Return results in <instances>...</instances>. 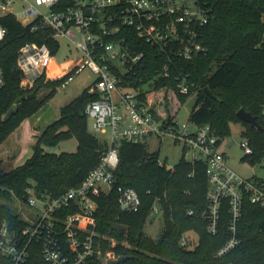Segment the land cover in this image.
<instances>
[{
	"label": "trees",
	"instance_id": "obj_1",
	"mask_svg": "<svg viewBox=\"0 0 264 264\" xmlns=\"http://www.w3.org/2000/svg\"><path fill=\"white\" fill-rule=\"evenodd\" d=\"M203 1L210 8V20L202 30L208 54L181 62L196 87L189 94H182L172 79L155 78L150 82L159 89L155 110L168 114L169 119L175 118L181 103L196 94L190 120L210 123L220 143L230 133L232 123H241V134L253 149L245 157L252 164L259 163L264 158V0ZM0 21L7 28V35L0 42V68L5 76V85L0 90L1 145L24 119L44 106L73 73L54 79L42 75L34 89L25 90L21 86L23 72L17 62L20 48L30 42L45 43L55 55L60 48L59 39L54 37L53 29L38 18L23 24L14 15L7 14ZM163 62L164 58L150 56L149 65L142 71L149 72L148 78L142 82L138 77L131 78L133 86L141 87L154 79L156 69ZM205 87H209L212 95ZM44 88L45 93L39 95ZM88 89L87 86L62 106L60 116L35 135L32 155L23 164L6 171L0 161V220H7L12 229L22 230L29 221L13 210L10 201L26 202L30 187L38 196L58 197L79 185L100 163L107 141L89 131L85 108L98 95ZM13 106L10 118L4 121V115ZM240 108L251 112L259 127L243 121L237 113ZM72 137L77 140L74 151L57 153L44 148V145H56ZM119 157L113 187L95 196L98 203L95 243L102 255H95L83 264H101L108 251L115 252L116 256H132L120 264H264V206L251 202L249 197L244 199L238 223L241 242L226 254L217 255L218 249L231 237L229 211L224 205L218 232L210 233L205 217L209 186L202 159L192 161L183 155L169 167L165 162L160 163L159 153L150 152L144 142L125 139L120 142ZM119 187L137 191L141 201L137 211L122 209L118 202ZM156 203L164 226L155 239L146 234L143 226ZM75 210L64 209L61 216ZM183 235L187 238L185 245L181 244ZM25 264H50L35 240L29 244Z\"/></svg>",
	"mask_w": 264,
	"mask_h": 264
},
{
	"label": "built area",
	"instance_id": "obj_2",
	"mask_svg": "<svg viewBox=\"0 0 264 264\" xmlns=\"http://www.w3.org/2000/svg\"><path fill=\"white\" fill-rule=\"evenodd\" d=\"M0 0V18L14 15L23 24L40 19L54 31V37H64L81 53V57L66 73L73 75L63 82L65 86L75 74L89 68L95 80L88 91L98 98L89 102L85 113L94 132L107 133L110 138L100 163L91 169L84 180L58 197L38 196L28 188L26 204L35 209L29 224L22 230L12 229L7 220H0V264H25L31 241L40 243L44 259L50 264H83L95 255H102L95 243V196L108 192L115 182L119 164V146L122 139L144 142L149 136H171L182 145L189 160L202 159L206 164L208 180L205 217L208 231L218 232L223 206L229 211L231 237L220 247L221 256L237 246L238 223L241 220L245 197L264 206V180L243 177L227 162L221 149L216 129L210 124L193 121L180 123L168 114L155 110L159 89L150 84L157 77L172 79L179 93L189 94L196 87L182 61H191L198 55H207L202 30L210 20V8L203 0ZM22 6L26 19L20 20L13 11ZM43 7V9L41 8ZM7 28L0 21V42ZM154 54V55H152ZM151 57L164 58L156 69L154 79L143 86H133L131 78H148ZM54 55L47 44L26 43L19 50L18 66L23 72L22 85L32 86L45 75ZM64 74V75H66ZM62 75V76H64ZM54 78H60L54 75ZM129 78V79H127ZM5 76L0 68V90ZM142 94H144L142 96ZM145 143V142H144ZM246 154L253 149L247 139L241 141ZM164 161H160L163 163ZM118 202L126 210L137 211L141 201L137 191L119 187ZM41 200L43 206H38ZM76 209L61 216L64 209ZM156 211V209H153ZM187 238H181L185 245ZM109 257L105 254V264Z\"/></svg>",
	"mask_w": 264,
	"mask_h": 264
},
{
	"label": "rangeland",
	"instance_id": "obj_3",
	"mask_svg": "<svg viewBox=\"0 0 264 264\" xmlns=\"http://www.w3.org/2000/svg\"><path fill=\"white\" fill-rule=\"evenodd\" d=\"M34 3V0H28ZM28 2V4H29ZM43 9V7H41ZM22 6H15V11L20 20L26 19V15L22 13ZM60 48L54 55V60H51L49 64V75L59 73L60 69H67L69 65L73 64L80 59L81 53L64 37H59ZM96 75L89 69L85 68L78 74H75L73 78L63 87H59L56 94L41 107L40 112L36 113L33 117L26 119L33 120L34 124L40 126L39 130H43L47 125L55 121L60 116V109L67 104L74 97L79 95L89 84L95 80ZM47 79V78H46ZM21 86L25 90H32L36 86L34 83L32 86ZM46 88L41 89L39 95L45 93ZM196 94L189 95L177 112L175 119L180 123L190 121L191 110L195 104ZM24 119L8 136V138L0 145V161L4 170L8 171L12 168L23 164L28 157L32 155L33 145L35 143V135H33V126L31 122L25 124ZM38 120V121H37ZM91 120L88 119L89 131L95 133L101 140L109 141L110 128L107 133L94 132L91 126ZM242 125L239 122H234L230 126V133L221 140V148L226 152L228 164L240 175L244 177H257L264 180V158L261 162L252 164L248 158L245 157V150L241 146V141L245 138L241 134ZM150 152H158L160 161H164L167 166L173 167L179 159L185 155V151L181 144L176 143L175 140L169 136H149L144 140ZM46 151L50 152H62V151H74L77 148V140L72 137L64 139L56 145H44ZM12 152H14L12 154ZM15 154V155H14ZM190 153H186V157H189ZM9 204L13 210L19 213L23 218L29 219L35 209L28 207L26 202L19 199L10 201ZM38 206H43V202L38 200ZM154 209L147 217L144 223V231L152 238H158L163 230L164 219L159 205L156 203ZM113 244L115 240H111ZM111 255L116 256L115 252L108 251Z\"/></svg>",
	"mask_w": 264,
	"mask_h": 264
},
{
	"label": "water",
	"instance_id": "obj_4",
	"mask_svg": "<svg viewBox=\"0 0 264 264\" xmlns=\"http://www.w3.org/2000/svg\"><path fill=\"white\" fill-rule=\"evenodd\" d=\"M205 91H206L208 94L212 95V92H211V90L209 89V87H205ZM13 111H14V106L11 107V108L8 110V112L4 115V118H3L4 121H7V120L10 118V116H11V114H12ZM237 113H238V116H239L243 121L250 123L252 126H257V127H259V123H258V121H257V118H256L254 115H252L251 112L247 111V110L244 109V108H240V109L238 110ZM121 207H122V209H126V207H125L124 205L121 206ZM131 257H132L131 255H125V254H123V255H118V256H115V257H109V258L106 260V263H105V264H120V263L124 262L125 260L130 259Z\"/></svg>",
	"mask_w": 264,
	"mask_h": 264
},
{
	"label": "crops",
	"instance_id": "obj_5",
	"mask_svg": "<svg viewBox=\"0 0 264 264\" xmlns=\"http://www.w3.org/2000/svg\"><path fill=\"white\" fill-rule=\"evenodd\" d=\"M54 60V59H53ZM77 62V61H76ZM76 62H74L73 64H71V65H69V67L67 68V69H60V71H59V73H57L56 75H59V77H62V75H64V74H66L71 68H72V66L76 63ZM48 71H49V68H48ZM48 74H49V72H48ZM54 75H49V79H54V77H53ZM41 109V108H40ZM40 109L36 112L37 114H38V112H40ZM35 113V114H36ZM35 114H33L31 117H33V116H35ZM30 117V118H31ZM30 118L29 119H26L25 120V124H28L29 122H31L30 124H31V126H33V135H36V134H39V133H41L42 131L41 130H39L40 129V126H37V124H34V121L33 120H30ZM38 121V120H37ZM242 128V127H241ZM242 130V129H241ZM221 147V146H220ZM222 150H223V148H221ZM224 151V150H223ZM225 152V151H224ZM14 152H12V154H13ZM225 154H226V152H225ZM15 155V154H14ZM227 156V155H226ZM227 162H228V160H227ZM242 176V175H241ZM244 177V176H243Z\"/></svg>",
	"mask_w": 264,
	"mask_h": 264
},
{
	"label": "bare ground",
	"instance_id": "obj_6",
	"mask_svg": "<svg viewBox=\"0 0 264 264\" xmlns=\"http://www.w3.org/2000/svg\"><path fill=\"white\" fill-rule=\"evenodd\" d=\"M52 60V59H51ZM50 63H51V61H50Z\"/></svg>",
	"mask_w": 264,
	"mask_h": 264
}]
</instances>
